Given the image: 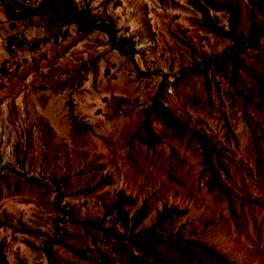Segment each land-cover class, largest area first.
<instances>
[{"label":"rangeland","instance_id":"rangeland-1","mask_svg":"<svg viewBox=\"0 0 264 264\" xmlns=\"http://www.w3.org/2000/svg\"><path fill=\"white\" fill-rule=\"evenodd\" d=\"M215 1L237 9L244 38L264 22V0ZM73 5L108 22L118 44L75 23L51 29L47 17L24 26L0 8V258L223 264L194 241L230 264H264V35L237 54L233 73L231 60L215 65L232 42L205 26L188 0ZM209 16L228 31L225 10ZM22 36L28 42L19 46ZM129 43L133 57L122 46ZM154 97L185 131L165 128L150 110L148 128L160 141L148 146L144 111ZM121 192L128 219L146 209L133 230L115 228L123 238L77 224L100 220ZM163 206L176 215L155 226ZM134 241L154 244V255Z\"/></svg>","mask_w":264,"mask_h":264},{"label":"trees","instance_id":"trees-1","mask_svg":"<svg viewBox=\"0 0 264 264\" xmlns=\"http://www.w3.org/2000/svg\"><path fill=\"white\" fill-rule=\"evenodd\" d=\"M0 8L3 9L6 18H9L13 21H22L24 26L31 27L34 22L40 23L41 20H45V17L51 18V23L48 26L57 27L59 31L63 25L68 23H75L78 26V29L81 31L87 30H100L106 34H109V38L115 44L117 43L116 40V32L111 29V25L108 22L102 21L100 19H95L91 15H89L87 10H78L73 5V0H40L39 4L35 7H31L30 5H26L24 7H20L18 5L17 0H0ZM189 3L194 7L196 10L201 12L202 15V22L205 26L209 27L210 30L215 31L221 37L227 38L232 42V45L228 49V54H226L225 58L221 61H216L215 65L217 67L221 66L225 61L231 60L233 63V73H235L239 69V65L236 62L237 54L243 52L247 49L252 42L257 38L258 35H264V22L261 24H253L251 34L246 38L242 37L240 34L236 33V20H237V9L227 1L223 2H216L215 0H188ZM19 6V8H18ZM225 10L228 13V20H229V27L228 31L225 32L220 27L215 25L211 22L209 16V10ZM27 11H33L38 13V16L34 19L33 22L29 23L26 15ZM99 20V21H98ZM46 25V29H48ZM50 30V29H49ZM25 30H23L24 32ZM55 35V33L53 34ZM28 42L24 36L22 39L18 41V45L22 46ZM124 47H128L130 49V54L133 57L135 55L134 46L129 44H122ZM236 48V50H234ZM164 83V81L162 82ZM152 110L155 114H157L158 119L162 122L163 126L169 130H174L178 134H182L185 131V125L175 116L170 115V113L165 110L155 99H152L150 105L145 109V120L144 126L146 128V137L141 138L142 142L146 143L148 146H154L155 144L159 143V138L153 134L148 128V119L147 115L149 111ZM197 139L202 142V136H198ZM204 145V144H203ZM205 146V145H204ZM107 180V177L103 178ZM128 202V198L121 192L117 196V200L111 206V208L106 209L102 218L100 220H91V221H83L77 223L81 227L87 229L90 228L96 232H99L100 235H103L106 238L114 237V238H123L122 233H115L116 227H121L123 232L133 230L138 223L142 221L146 214L145 206L143 205L141 209L136 211L130 219L126 217V214L120 211L122 206ZM57 206L59 202L56 203ZM114 211H119L118 217L115 219L109 218V221L106 222V218L111 215ZM170 214L176 213L172 210H168L166 208H162L160 214L156 217V224H160V222ZM182 214V213H177ZM130 223V225L128 224ZM107 223L109 225H107ZM47 243H50L47 242ZM192 245H194L201 254L213 256L215 260L220 261L223 264H230L226 261L222 254H218L217 250L205 246L204 244H199L194 241H190ZM134 244L139 249H143L146 252H149L150 255H154L150 250L149 247H152L154 244H144L142 245L139 242L134 241ZM52 248H50L51 251ZM50 253V252H49ZM79 256L86 258L85 252L82 251L78 253ZM0 264H7L5 260L1 257Z\"/></svg>","mask_w":264,"mask_h":264},{"label":"built area","instance_id":"built-area-1","mask_svg":"<svg viewBox=\"0 0 264 264\" xmlns=\"http://www.w3.org/2000/svg\"><path fill=\"white\" fill-rule=\"evenodd\" d=\"M17 1H18V0H17ZM20 1H22V0H20ZM22 2H23L22 7H24V6H26V5H29V4H28V3H29L28 0H25V1H22ZM26 15L28 16V18H27L28 22L31 23V22H33L34 19L38 16V13H35V12H33V11H27V12H26ZM33 24H35V22H34Z\"/></svg>","mask_w":264,"mask_h":264}]
</instances>
